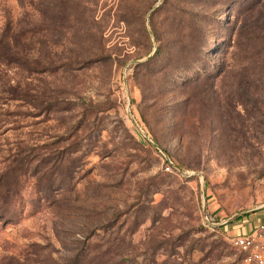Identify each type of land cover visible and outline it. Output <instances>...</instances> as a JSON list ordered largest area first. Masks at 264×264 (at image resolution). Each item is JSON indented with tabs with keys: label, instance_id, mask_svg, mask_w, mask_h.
<instances>
[{
	"label": "rangeland",
	"instance_id": "1",
	"mask_svg": "<svg viewBox=\"0 0 264 264\" xmlns=\"http://www.w3.org/2000/svg\"><path fill=\"white\" fill-rule=\"evenodd\" d=\"M263 206L264 0H0V264H248Z\"/></svg>",
	"mask_w": 264,
	"mask_h": 264
},
{
	"label": "built area",
	"instance_id": "2",
	"mask_svg": "<svg viewBox=\"0 0 264 264\" xmlns=\"http://www.w3.org/2000/svg\"><path fill=\"white\" fill-rule=\"evenodd\" d=\"M171 163V160H168ZM169 163L166 168L169 169ZM203 222L216 226L204 212ZM228 242L243 254V260L248 264H264V224L259 223L250 230L242 233L227 235Z\"/></svg>",
	"mask_w": 264,
	"mask_h": 264
},
{
	"label": "trees",
	"instance_id": "3",
	"mask_svg": "<svg viewBox=\"0 0 264 264\" xmlns=\"http://www.w3.org/2000/svg\"><path fill=\"white\" fill-rule=\"evenodd\" d=\"M18 159H20V158H18ZM167 163H169L168 162V160L166 161ZM170 165H171V163H169ZM172 166V165H171ZM56 167H57V165H56ZM56 167H54V166H50V172H49V174L48 175H46V176H39L38 178H37V184L39 185V190H40V192H42V191H44L43 193L45 194V195H47L50 191H51V189H55V188H61L62 186H63V181H65V180H71L72 179V177H71V174H68V173H66V176H64V178H62L60 181L61 182H59V183H55L54 181H55V177H53L54 176V174L53 173H55L54 171H55V169H56ZM54 168V169H53ZM61 183V184H60ZM54 186V187H53ZM56 186V187H55ZM11 190V187L9 186L8 188H7V190H6V192L5 193H3L1 196H8V195H11L10 193H9V191ZM256 209H254V210H252L251 212H253V211H255ZM251 212H249V213H251ZM249 213H247V214H245V215H241V216H239L236 220H240L242 217H244V216H247ZM230 223V222H229ZM225 225H220L219 227H221V228H223ZM251 229V228H250ZM249 229V230H250ZM227 234H230V233H228L227 232ZM69 264H80L79 263V260L77 259V257H73V258H71L70 259V261H69Z\"/></svg>",
	"mask_w": 264,
	"mask_h": 264
},
{
	"label": "crops",
	"instance_id": "4",
	"mask_svg": "<svg viewBox=\"0 0 264 264\" xmlns=\"http://www.w3.org/2000/svg\"><path fill=\"white\" fill-rule=\"evenodd\" d=\"M259 223L264 224V206L256 208L255 211L249 213L247 216L242 217L240 220H236V223L233 224L231 231L228 233L246 232Z\"/></svg>",
	"mask_w": 264,
	"mask_h": 264
},
{
	"label": "water",
	"instance_id": "5",
	"mask_svg": "<svg viewBox=\"0 0 264 264\" xmlns=\"http://www.w3.org/2000/svg\"><path fill=\"white\" fill-rule=\"evenodd\" d=\"M140 128V127H139ZM141 129V128H140ZM142 130V129H141ZM145 134V133H144ZM242 213H239V214H236V215H233V216H231V217H229V218H226L224 221H223V223L224 222H226V221H228V220H231V219H233V218H237V217H239L240 215H241Z\"/></svg>",
	"mask_w": 264,
	"mask_h": 264
}]
</instances>
